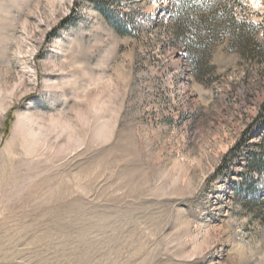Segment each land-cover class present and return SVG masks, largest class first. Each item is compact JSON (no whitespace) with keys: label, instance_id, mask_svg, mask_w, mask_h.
<instances>
[{"label":"rangeland","instance_id":"374dc122","mask_svg":"<svg viewBox=\"0 0 264 264\" xmlns=\"http://www.w3.org/2000/svg\"><path fill=\"white\" fill-rule=\"evenodd\" d=\"M168 1L0 0V264H264V62L195 77Z\"/></svg>","mask_w":264,"mask_h":264},{"label":"trees","instance_id":"16d2710c","mask_svg":"<svg viewBox=\"0 0 264 264\" xmlns=\"http://www.w3.org/2000/svg\"><path fill=\"white\" fill-rule=\"evenodd\" d=\"M244 8L240 0H169L166 11L165 27L171 31L173 44L181 43L185 60L193 75L202 73L210 58V53L217 45L227 42L231 52L264 62V51L255 41L260 26L238 19L236 12ZM102 16L109 21L119 34L120 31L110 23L109 10H101ZM161 22V21H160ZM258 155L251 158L254 171L262 172ZM264 170V168H263Z\"/></svg>","mask_w":264,"mask_h":264}]
</instances>
